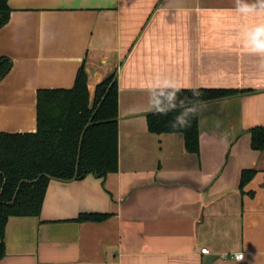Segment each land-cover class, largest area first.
I'll use <instances>...</instances> for the list:
<instances>
[{
  "label": "crops",
  "instance_id": "0c3cea01",
  "mask_svg": "<svg viewBox=\"0 0 264 264\" xmlns=\"http://www.w3.org/2000/svg\"><path fill=\"white\" fill-rule=\"evenodd\" d=\"M8 5L0 133H34L37 91L71 89L84 65L91 102L117 80L118 169L50 180L39 217L8 219L0 264H264V149L250 133L264 128V0ZM197 89L239 93L199 107L193 154L182 134L151 133L147 115L155 91ZM89 214L107 218L76 221Z\"/></svg>",
  "mask_w": 264,
  "mask_h": 264
},
{
  "label": "trees",
  "instance_id": "16d2710c",
  "mask_svg": "<svg viewBox=\"0 0 264 264\" xmlns=\"http://www.w3.org/2000/svg\"><path fill=\"white\" fill-rule=\"evenodd\" d=\"M11 14L0 0V29ZM12 61L0 57V81ZM88 74L79 68L71 89L37 91L36 131L0 133V261L5 256V226L10 217H39L50 180L78 181L87 175L105 178L118 169V87L111 76L95 87L91 102ZM230 89L157 90L155 111L147 115L154 134L180 133L185 149L199 153L198 109L232 98ZM251 149H264V128L251 130ZM254 171L241 173L243 187ZM106 215H80L76 221L100 222Z\"/></svg>",
  "mask_w": 264,
  "mask_h": 264
},
{
  "label": "built area",
  "instance_id": "2783aa9c",
  "mask_svg": "<svg viewBox=\"0 0 264 264\" xmlns=\"http://www.w3.org/2000/svg\"><path fill=\"white\" fill-rule=\"evenodd\" d=\"M200 253L203 254V255H208L209 254V252H208L207 249H202L200 251ZM234 259H236V260H242L243 259V254L242 253L235 254L234 255Z\"/></svg>",
  "mask_w": 264,
  "mask_h": 264
},
{
  "label": "water",
  "instance_id": "95a60500",
  "mask_svg": "<svg viewBox=\"0 0 264 264\" xmlns=\"http://www.w3.org/2000/svg\"><path fill=\"white\" fill-rule=\"evenodd\" d=\"M215 259V257H209L206 259L205 264H211V262Z\"/></svg>",
  "mask_w": 264,
  "mask_h": 264
}]
</instances>
